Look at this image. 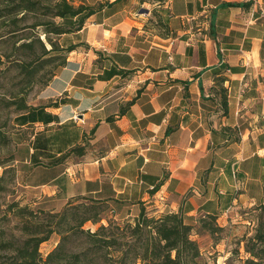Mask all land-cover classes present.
Returning a JSON list of instances; mask_svg holds the SVG:
<instances>
[{"label": "crops", "instance_id": "crops-1", "mask_svg": "<svg viewBox=\"0 0 264 264\" xmlns=\"http://www.w3.org/2000/svg\"><path fill=\"white\" fill-rule=\"evenodd\" d=\"M97 2L15 116L18 185L57 211L101 201L121 222L145 209L221 225L264 205V0Z\"/></svg>", "mask_w": 264, "mask_h": 264}, {"label": "trees", "instance_id": "trees-1", "mask_svg": "<svg viewBox=\"0 0 264 264\" xmlns=\"http://www.w3.org/2000/svg\"><path fill=\"white\" fill-rule=\"evenodd\" d=\"M103 6L104 3H99L95 8L87 5L75 6L68 0H6V2L0 0V44L19 39L26 30L42 31L51 49L45 48L42 36L37 32L35 40L41 45L42 65L34 71L28 70V74L34 78L43 70L44 64L61 60L51 73L50 82L57 70L65 66L67 54L76 50L79 45L65 47L60 41L62 44L60 43L59 46L49 36L53 34L61 40L63 35L80 30L85 21ZM229 6L235 7L239 4H229ZM56 18L62 19L63 24L52 21ZM31 19L34 21L30 22ZM33 46L34 42L31 41L22 43L16 49L22 50ZM3 57L7 58L6 55L0 56V65L3 63ZM17 64L20 67L25 66V63ZM222 97L223 108L227 111L225 90L222 91ZM28 108L25 102L18 106L21 113ZM83 149L76 147L68 153V156L81 155ZM83 200L89 201V204L80 207L84 209V213H69L78 207L67 208L64 213L53 211L33 213L28 208H19L14 204L13 207L18 210L17 216L33 222L31 225L24 224L22 228L24 240L18 247H14L12 243L0 244L1 250L11 249L13 252L10 256L0 255V264H203L199 244L193 239L196 234L195 226L200 222L210 233L222 230L217 225L218 217L214 215L200 218L196 225H190L185 222L182 214L153 215L145 209H142L133 220L119 224L105 217L104 214L109 209L105 203L85 198ZM68 205L71 206V203ZM102 205L106 207L102 209ZM257 209L261 213L257 217L255 234L243 240L245 253L249 256L243 264H264V205L257 206ZM109 213L111 216L115 214L113 210ZM39 214L43 216L41 220ZM103 220L108 222L107 226L101 224ZM72 222L75 224H71ZM89 222L93 225H101L95 232L90 229L84 230V225ZM53 235H58L61 239L44 257L40 247ZM74 240H79L83 246L76 252L70 247Z\"/></svg>", "mask_w": 264, "mask_h": 264}, {"label": "rangeland", "instance_id": "rangeland-1", "mask_svg": "<svg viewBox=\"0 0 264 264\" xmlns=\"http://www.w3.org/2000/svg\"><path fill=\"white\" fill-rule=\"evenodd\" d=\"M6 2V0H2ZM46 1V0H42ZM75 6L87 5L89 7H98L97 0H68ZM143 9L149 10L144 7ZM146 14V13H142ZM34 21L33 19L30 22ZM44 21H48L44 19ZM56 24H63L60 18L52 19ZM39 32L42 36L43 44L47 50L51 49L45 39L43 32L40 30H26L19 39H14L6 43L0 44V56L3 57L2 65H0V244L12 243L14 247H18L24 240L22 228L24 224L31 225L33 221L27 220L24 217L17 216L18 210L13 207L17 204L19 208H28L33 213H64L67 208L78 207L76 210H71L69 213H84L82 205L89 204V201L83 199H72L59 211L53 209L51 203H37L36 198L28 195L27 191L19 186L17 181V173L15 165V145L12 142V133L14 132L15 116L20 114L18 106L25 102L27 105H36L38 97L44 87L49 82L51 73L55 70L61 60L44 64L43 70L36 74L34 78L30 77L28 72L34 71L42 65L40 63L41 45L35 40V35ZM49 38L56 41L61 46L59 37L51 34ZM33 41L32 48L17 50L16 48L22 43ZM61 43V44H60ZM58 55V53H55ZM53 54V55H55ZM17 63H25V68L20 67ZM29 70V71H28ZM78 119L76 118L75 121ZM22 184V183H20ZM37 203V204H36ZM71 203V206L68 204ZM106 206L102 205L104 209ZM261 213L257 207L251 209H240L236 213H230L226 220L218 224L222 230H216L210 233L202 227L199 222L195 226V235L193 239L199 244L203 264H243L249 258L245 253L244 239H248L255 234L257 217ZM81 215V214H80ZM105 217L119 224L124 222L115 220L109 211L105 212ZM39 214V219H42ZM80 217V216H78ZM209 221V220H206ZM71 224H75L72 222ZM103 225H108L106 220L101 222ZM99 224V225H101ZM99 225L87 223L83 229H90L95 232ZM60 236L53 235L51 239L43 243L40 247V252L46 257L59 243ZM73 251L82 249L79 240H74L70 246ZM11 249H0V255H12Z\"/></svg>", "mask_w": 264, "mask_h": 264}, {"label": "water", "instance_id": "water-1", "mask_svg": "<svg viewBox=\"0 0 264 264\" xmlns=\"http://www.w3.org/2000/svg\"><path fill=\"white\" fill-rule=\"evenodd\" d=\"M148 11L147 10H142L141 13H147Z\"/></svg>", "mask_w": 264, "mask_h": 264}, {"label": "built area", "instance_id": "built-area-1", "mask_svg": "<svg viewBox=\"0 0 264 264\" xmlns=\"http://www.w3.org/2000/svg\"><path fill=\"white\" fill-rule=\"evenodd\" d=\"M221 51L223 52V50H221ZM154 189H155V188H154V187H152V189H151V190L153 191ZM159 200H163V199H159Z\"/></svg>", "mask_w": 264, "mask_h": 264}]
</instances>
